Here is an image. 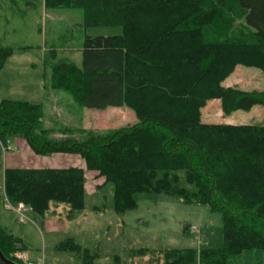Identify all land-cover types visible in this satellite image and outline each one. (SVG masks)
I'll use <instances>...</instances> for the list:
<instances>
[{
  "label": "trees",
  "instance_id": "obj_1",
  "mask_svg": "<svg viewBox=\"0 0 264 264\" xmlns=\"http://www.w3.org/2000/svg\"><path fill=\"white\" fill-rule=\"evenodd\" d=\"M43 3L46 9H80L79 26L84 30L119 29L84 33L81 66L54 47L46 49L43 86L62 91L79 107L125 105L137 122L93 133L57 118L46 123L41 103L4 99L0 101L3 146L7 138L20 136L35 154H79L85 169L113 184L115 214L134 209L137 192H162L221 216L222 245L217 249L139 248L129 251L126 262L115 256L114 264H227L233 255L264 252V112L253 123L201 119V109L211 99L219 100L225 115L255 105L264 109V86L245 90L223 84L237 65L264 72V0ZM234 8L243 15L246 39L233 37L232 24L225 19ZM209 31L214 39H207ZM19 48L26 47L0 44V69ZM181 171L195 190L180 184ZM2 182L0 201L12 208L22 204L32 221L43 222L52 204L66 207L65 222L78 220L86 211L82 167H6ZM106 208L93 207L90 212L102 214ZM192 227L184 233L197 230ZM54 249L73 254L78 262L70 264H93L97 259L95 252L72 237L59 241ZM25 251L19 237L0 227V252L6 259L23 264L14 254Z\"/></svg>",
  "mask_w": 264,
  "mask_h": 264
},
{
  "label": "rangeland",
  "instance_id": "obj_2",
  "mask_svg": "<svg viewBox=\"0 0 264 264\" xmlns=\"http://www.w3.org/2000/svg\"><path fill=\"white\" fill-rule=\"evenodd\" d=\"M42 3L43 0H0V44L26 47L15 49L0 69V100L9 98L31 103L43 100L42 52L45 47L58 49L62 57H67L81 66L82 54L79 48L84 33L96 35L119 31L117 27H91L84 30L79 26L82 23L80 9H46ZM226 16L225 19L232 24V36L246 39L248 29L244 25L241 10L234 8ZM206 37L214 39V32L209 31ZM223 84L236 85L245 90L262 89L264 72L259 68L237 65ZM59 92L69 97L62 91ZM70 101L72 106H57V109L61 110L65 118H71L73 126L79 125V128L93 133H104L137 122L132 110L125 105L95 112ZM51 111L59 114L56 109ZM89 117L92 118L90 119L94 126H89ZM262 117L263 107L259 105L249 111L237 110L225 115L218 99L209 100L201 109V119L205 122L253 123L260 121ZM9 150L10 147L4 152L8 153ZM60 153L69 155L67 164L84 168L85 207L106 205L107 208L102 215L91 213L85 218L65 223V234L59 236L55 230L43 226L41 221L21 220L18 214L6 211L5 204L0 202V227L12 229L22 237L34 264L78 262L73 254L57 252L54 249L59 241L68 237L74 238L77 243L97 254L93 264H114L115 256L126 262L129 251L139 248L163 252L167 249H217L222 245V222L219 213L206 206L187 205L177 196L166 193L137 192L134 194L135 208L124 214H115L112 211L113 184L104 183L94 171L85 169L79 154ZM3 162L0 149V171L3 170ZM179 176L183 187L190 191L195 190L194 185L185 180L183 171L179 172ZM59 207L66 210L64 205H58ZM46 221L47 219L44 220ZM188 226H195L197 230L186 234L184 229ZM138 260L142 262V259ZM246 262L263 264L264 252L246 251L230 256L227 260V264Z\"/></svg>",
  "mask_w": 264,
  "mask_h": 264
},
{
  "label": "crops",
  "instance_id": "obj_3",
  "mask_svg": "<svg viewBox=\"0 0 264 264\" xmlns=\"http://www.w3.org/2000/svg\"><path fill=\"white\" fill-rule=\"evenodd\" d=\"M42 5L44 6V3H42ZM44 8H45V6H44ZM46 49H47L46 47L43 49L42 56H44V52ZM79 51H81L80 48H79ZM226 86H230V85H226ZM52 90L53 89H49V88L44 87L43 88V100L38 102V103L42 104L43 109L45 111V114H46L45 119L47 121L46 123H49L50 121H52L53 118H57V119H59V121L61 123L65 124V125L79 128V125L73 126L71 118H68V116L65 118L63 116V114H61V110L57 109V106H60L61 108L66 107L67 105L72 106L71 101H70L71 99H69V97H66L65 95H62L61 92H59L58 90H53V91ZM4 99H9V98H4ZM4 99H2V100H4ZM9 100H11V99H9ZM51 109H56V112L58 111L59 114L58 113L54 114L53 111H51ZM90 109H92V108H90ZM93 110H95V112H97L100 109H93ZM95 112H93V113H95ZM263 112H264V109H263ZM92 117H93V114H92ZM90 118L91 117H89V126H94L93 122L91 121L92 118L91 119ZM226 123L234 124L232 122H226ZM6 144L10 147V150L8 153H6L7 149L4 150L3 143L0 141V149L2 151L3 158H4L3 170L6 167H34V168H43V167H50L51 168V167H53V168H60V167L75 166L72 164H67L66 160H69L68 159L69 155H64L60 152L53 153L50 155H39V154L33 153V151H31L30 148L27 146L25 141L18 136L7 138ZM4 151H6V152H4ZM47 158H49V159H47ZM3 170L0 171V195H2V193H3V182H2ZM0 202L4 203L3 201H0ZM4 204H5L4 209L6 211H8L10 213L18 214L14 210L15 208L12 209V208H10L9 204L8 205L6 203H4ZM93 207H97V206H92L90 208L85 207L86 211L83 214L84 216H82V217L85 218L87 215H91L90 210ZM22 211H23V214L26 217V219L30 220L31 214L28 211V209L24 208ZM65 211H66L65 208H62V207L58 208V205L52 204L50 206L49 212L46 214V217L44 219V220L47 219V221L46 222L43 221L42 225L48 226L49 230L50 229L55 230L59 236H64L65 233L63 231L65 230V225H66L65 223H68V222L64 221ZM99 215H102V214H99ZM10 230L12 231V233L15 236L19 237L22 240V237L20 235H17L15 233V231H13L12 229H10ZM60 238H62V237H60ZM22 242H23V240H22ZM22 254L26 260L32 261L34 263V261L31 260V257H30L29 252H28V248H27V251L22 252ZM127 261L130 262V259H127ZM244 264H247V262ZM263 264H264V262H263Z\"/></svg>",
  "mask_w": 264,
  "mask_h": 264
},
{
  "label": "built area",
  "instance_id": "obj_4",
  "mask_svg": "<svg viewBox=\"0 0 264 264\" xmlns=\"http://www.w3.org/2000/svg\"><path fill=\"white\" fill-rule=\"evenodd\" d=\"M3 148H4V150H6V149H9V146L6 145V147L3 146ZM10 208H12V207L10 206ZM12 209H14V208H12ZM23 209H24V206H23L22 204H19V205L14 209V210L18 213V215H19V217H20L21 220L26 219V217L24 216L23 211H22ZM191 229H192V230H195L196 228H195V227H192ZM14 257L17 258L18 260L22 261L23 264H34L32 261H28V260H26V259L24 258V256H23L22 253H16V254H14Z\"/></svg>",
  "mask_w": 264,
  "mask_h": 264
},
{
  "label": "water",
  "instance_id": "obj_5",
  "mask_svg": "<svg viewBox=\"0 0 264 264\" xmlns=\"http://www.w3.org/2000/svg\"><path fill=\"white\" fill-rule=\"evenodd\" d=\"M0 261H1L3 264H15L14 262H12V261L6 259V258L2 255L1 252H0Z\"/></svg>",
  "mask_w": 264,
  "mask_h": 264
}]
</instances>
